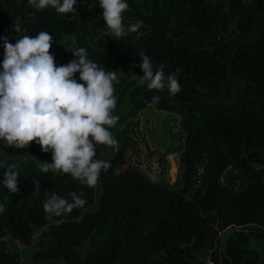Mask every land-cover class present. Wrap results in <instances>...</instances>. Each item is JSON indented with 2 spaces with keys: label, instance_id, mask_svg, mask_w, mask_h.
<instances>
[{
  "label": "trees",
  "instance_id": "1",
  "mask_svg": "<svg viewBox=\"0 0 264 264\" xmlns=\"http://www.w3.org/2000/svg\"><path fill=\"white\" fill-rule=\"evenodd\" d=\"M128 3L124 23L142 21V35L117 39L107 36L97 0H77V13L36 11L27 0H0V37L15 43L17 22L27 29L23 35L46 30L55 39L49 51L57 66L73 59L66 48L75 41L121 77L114 93L120 120L111 129L119 149L110 148V167L101 171L94 208L84 211L95 203L97 186L81 185L63 172H40L37 165L51 162V151L43 152L35 141L8 148L5 160L18 162L21 175L17 193L0 185V201L6 204L0 213V264L20 260L6 236L28 245L36 229L41 232L33 259L53 264H209L198 253L214 250L219 234L231 227L239 228V235L254 234L263 248L228 240L221 245L220 264H264V0ZM255 31L258 36L248 41ZM223 37L248 42L236 52ZM140 53L152 58L154 69L163 63L166 74L181 69L182 88L175 97L133 79L135 73L143 75ZM3 56L0 39V61ZM237 80L243 83L239 111ZM154 94L161 96L157 105L151 103ZM149 106L178 120L182 148L175 189L138 167L121 168L133 120ZM100 153L97 145L96 158ZM72 190L83 191V208L45 214L46 191L66 196Z\"/></svg>",
  "mask_w": 264,
  "mask_h": 264
},
{
  "label": "clouds",
  "instance_id": "2",
  "mask_svg": "<svg viewBox=\"0 0 264 264\" xmlns=\"http://www.w3.org/2000/svg\"><path fill=\"white\" fill-rule=\"evenodd\" d=\"M77 0H27L34 10L52 8L56 13H77ZM103 9L101 16L107 25V36L126 38L131 33L137 37L142 21L124 23L122 13L129 9L128 0H97ZM34 13H29L32 15ZM19 20V18H17ZM15 43L3 40L4 56L0 61V141L2 147L25 148L35 141L43 152L51 151V162L37 165L41 173L63 172L81 185L95 188L110 162L96 158L97 145L119 149L112 128L120 120L114 111L118 97L115 85L121 82L116 70H107L89 57L86 47L73 41V59L57 66L50 53L53 34L41 30L33 36L23 35L27 29L17 22ZM139 57L143 75L135 72L134 80L147 90H167L169 97L181 91L178 80L181 69L165 73L164 64L154 69L152 58L146 53ZM79 73V76H75ZM160 95L154 94L151 103L157 105ZM0 169H6L0 177V185L12 194L19 192L18 162L0 160ZM150 179L155 180L153 174ZM38 185L36 184V188ZM35 188V190H36ZM87 202L83 191H69L66 196L57 192H45L43 209L47 216H60L73 209L83 208ZM6 204L0 201V213Z\"/></svg>",
  "mask_w": 264,
  "mask_h": 264
},
{
  "label": "rangeland",
  "instance_id": "3",
  "mask_svg": "<svg viewBox=\"0 0 264 264\" xmlns=\"http://www.w3.org/2000/svg\"><path fill=\"white\" fill-rule=\"evenodd\" d=\"M216 1H230V0H216ZM258 36V31H255L248 39V41L254 40ZM226 42L234 44L236 52H239L248 41H232L227 37H223ZM238 81V80H237ZM239 92L237 99L234 103L236 110H241L240 97L241 88L243 83L238 81ZM215 104L228 105L227 102H218L213 99ZM178 128V120L174 114L157 111L151 106L147 107L139 113L137 118L133 120V127L131 128V147L124 156L121 162V168L127 166H135L143 170L149 176L153 174L156 179L167 184L169 187L175 189L174 182L177 179L179 166H180V152L182 144ZM2 141H0V160L7 158V151L10 146L2 147ZM101 153L98 158L107 160L113 155L110 147L99 145ZM101 193L100 185H97V196L95 203L85 208L84 211L94 208L98 204V198ZM41 229H36L30 243L25 245L17 240L6 236L7 244L9 248L17 251L20 254V260L18 264H53L47 260H34L33 254L37 248L38 236ZM231 239H235L242 246L251 247L257 249L256 240L254 234L244 233L230 234ZM227 235L225 239H227ZM224 240V238H223ZM220 240L216 243L214 250L219 249ZM86 244L84 245V247ZM83 247V248H84ZM57 264H65L63 261H58ZM218 264V263H214Z\"/></svg>",
  "mask_w": 264,
  "mask_h": 264
},
{
  "label": "crops",
  "instance_id": "4",
  "mask_svg": "<svg viewBox=\"0 0 264 264\" xmlns=\"http://www.w3.org/2000/svg\"><path fill=\"white\" fill-rule=\"evenodd\" d=\"M229 1H226V3H228ZM229 229V228H228ZM235 231V230H234ZM234 231H230V232H225L222 236H221V238H220V245H219V248H220V246L223 244V243H225V242H227L228 240H231V238L232 237H230V234H232ZM226 235H229L228 236V238L227 239H225V236ZM223 238H224V240H223ZM255 240H256V246H257V249L258 250H262V248H263V246H262V240L261 239H258V238H255ZM219 249L217 250V252H216V250H212V251H210V255H209V260L207 261L209 264H214V263H218L219 264V262H220V257H219Z\"/></svg>",
  "mask_w": 264,
  "mask_h": 264
},
{
  "label": "water",
  "instance_id": "5",
  "mask_svg": "<svg viewBox=\"0 0 264 264\" xmlns=\"http://www.w3.org/2000/svg\"><path fill=\"white\" fill-rule=\"evenodd\" d=\"M237 231V230H240L239 228H237V227H231V228H229V229H226V230H224V231H222L220 234H219V236H218V238H219V240H220V238H221V236L225 233V232H230V231ZM220 250H221V246H220V248H219V252H220ZM209 255H210V251H206V252H201V253H198V256L201 258V259H205L206 261H208L209 260ZM219 257H220V253H219ZM221 258V257H220ZM219 264H220V262H219Z\"/></svg>",
  "mask_w": 264,
  "mask_h": 264
}]
</instances>
